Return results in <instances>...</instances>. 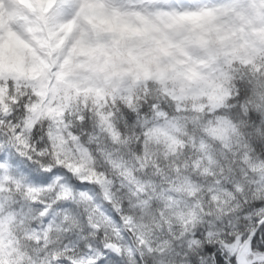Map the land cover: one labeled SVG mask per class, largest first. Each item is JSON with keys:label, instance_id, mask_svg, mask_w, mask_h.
<instances>
[{"label": "clouds", "instance_id": "obj_1", "mask_svg": "<svg viewBox=\"0 0 264 264\" xmlns=\"http://www.w3.org/2000/svg\"><path fill=\"white\" fill-rule=\"evenodd\" d=\"M0 264H264V0H0Z\"/></svg>", "mask_w": 264, "mask_h": 264}]
</instances>
